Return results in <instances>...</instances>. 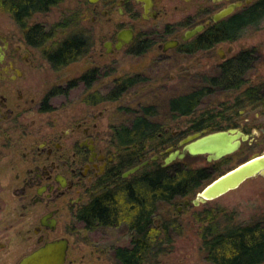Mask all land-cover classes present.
I'll list each match as a JSON object with an SVG mask.
<instances>
[{
  "label": "flooded vegetation",
  "instance_id": "obj_1",
  "mask_svg": "<svg viewBox=\"0 0 264 264\" xmlns=\"http://www.w3.org/2000/svg\"><path fill=\"white\" fill-rule=\"evenodd\" d=\"M87 1L92 24L85 21L88 13L82 11L81 29L76 31L88 40L94 37L95 43L89 41L82 54L62 64H54L46 54L49 48L44 47L48 41H57L56 45L63 40L53 38L49 21L44 20L52 19L49 11L54 4L25 15L22 21L12 16L17 28L0 30V264H19L24 256L56 240L66 244L61 264H90L85 254L79 255L80 248L88 245L100 248L103 264H124L119 251L133 249L137 230L124 218L90 221L87 209L123 180L152 172L153 162L172 149V142L177 141V148H182V141L195 133L231 128L247 135L235 151L219 159L207 161L205 155L201 156L209 162L204 168L209 174L217 173L216 177L249 159H261V170L237 187L257 179L252 188L264 217V0ZM45 14L47 17L42 18ZM34 26L38 28L33 30ZM251 29L259 39L251 40ZM89 46L96 55L92 66L76 77L64 75L61 70L83 56ZM122 53L132 58L133 74L112 77L105 95L102 70L107 63L100 60ZM154 63L158 75L162 66L170 64L178 77H199L188 93L170 97V114L175 113L171 110L172 98L198 94L191 111L175 113L177 116L193 114L207 94L212 102L209 111L194 119L196 123L188 134H169L168 128L162 129L157 123L156 136L150 134L142 142L156 139L168 144L167 148L143 158V143L141 156L137 149L121 143V129L131 127L137 114L129 124L109 127L105 124L104 103L106 99H117L129 88L137 92L140 82L150 84L145 71L151 72ZM48 65L58 72L48 74L50 80L45 78ZM152 108L149 104L141 111ZM235 153L244 156L232 162ZM181 159L167 165L158 163L160 167L179 164L185 169ZM228 164L221 173L222 166ZM137 165L136 170L124 175ZM212 199L183 202L198 205ZM155 215L153 211L148 214L150 229L155 222L167 223L168 237L176 219L155 221ZM251 225H258L264 239V226L259 221L239 225L233 218L221 222L215 232L205 227L201 236L205 243L206 238L225 229ZM96 229H102L100 238H86ZM112 230L122 232V237H110ZM143 254L140 264H153L152 244ZM209 260L210 264H220ZM246 264H264V255Z\"/></svg>",
  "mask_w": 264,
  "mask_h": 264
},
{
  "label": "rangeland",
  "instance_id": "obj_2",
  "mask_svg": "<svg viewBox=\"0 0 264 264\" xmlns=\"http://www.w3.org/2000/svg\"><path fill=\"white\" fill-rule=\"evenodd\" d=\"M2 2L3 0H0V30L16 29L17 25L15 24L12 14L7 12L5 8H2ZM88 4L87 0H58L49 11L51 12L49 14H52V19L49 20L46 18L48 14L43 15L42 18H46L44 20L49 21L47 24L55 40L64 39L69 34L81 29L82 11L88 13L87 17H85V21L89 25L92 24L90 18L91 14L87 9ZM252 31L251 29L249 32L251 38H253L251 40L259 39L260 36L258 34H251ZM89 41L94 44V37L89 38V40L87 39V43ZM56 42L57 41H48L44 44V47L50 48L55 45ZM91 46H89L90 50L88 49L83 56L61 70V72H63L64 75L67 74L70 77H76L91 67L93 64L92 58L96 57ZM116 57L110 58L107 56L100 60L102 62L104 60L105 63H107L106 66L104 65V70H102L103 73L105 72V75L102 77L106 87L104 90L105 95L110 90L109 81L112 77L118 74H133L131 72L134 69L132 58L124 53ZM170 66V64L162 66L160 70L161 75H158L155 71L156 64L154 63L151 72L145 71V73L149 75L146 79L151 81L150 84L140 82L139 85L136 86L137 92L135 88H129L115 100L106 99L104 103L106 126L109 125L110 127L111 125V127H114L123 123L129 124L135 114H140L142 112L141 107L152 104V111L147 116L149 119L158 123L162 129L168 128L169 134L172 131L190 133L192 125L196 123L194 119L201 116L203 112L209 111L212 102L211 95L207 94L203 97L200 102V107L191 115L177 116L175 113L170 114L168 105L170 97L179 95L183 92L188 93L189 90L193 89L199 82V77H193L191 74L185 77H178ZM45 73L47 75L45 78L50 80L48 76H53L58 72H56L52 66L48 65V70H45ZM172 74L175 76L172 77ZM202 79L201 82L204 84V77H202ZM162 144L156 139L152 142H145V154L143 158L145 156H154L166 149L168 144ZM171 144H173L172 149L178 147L177 141ZM237 154L238 153H235L233 155L232 162L244 156ZM163 158L164 154L158 159V162L162 163ZM181 163L190 167L209 166L207 164L209 162H206L201 155L183 158L181 159ZM229 166V164L223 165L220 169L222 170L221 173ZM216 174L215 172L209 174V179L207 178L204 180L202 185L191 195L170 203L164 200L157 203L154 220L173 218L176 219V226L170 228V234L168 235L170 240L162 243L160 249L153 255V264H210L209 254L208 251L204 249V239L201 234L204 232L203 230L205 227L209 228L211 232L219 230L221 222L227 221L230 218H233V222L239 225L259 221V223L264 226V217L261 215V207L259 206L257 192L256 190L253 191L252 188L256 185L257 179L248 180L239 187L204 203L198 205H194L192 202L187 205L184 204V200H193L197 192L201 190V187L214 179L217 176ZM80 227H82V224ZM123 227L122 225V229L120 230L122 232L124 231ZM100 230L102 229H96L95 232L86 234V238L87 235L100 238ZM120 231L112 230L110 232V237H116L118 235L122 237L123 233H120ZM75 238L81 239L82 237L75 236ZM125 241L126 240L122 239V242ZM79 251V255L85 254V257H88L87 261H89L90 264L105 263L103 259L104 255L100 248L88 245L85 247L83 246V249L81 247Z\"/></svg>",
  "mask_w": 264,
  "mask_h": 264
},
{
  "label": "trees",
  "instance_id": "obj_3",
  "mask_svg": "<svg viewBox=\"0 0 264 264\" xmlns=\"http://www.w3.org/2000/svg\"><path fill=\"white\" fill-rule=\"evenodd\" d=\"M57 1L3 0L1 4L2 8L8 9L16 20L22 21L25 15L36 10L48 9ZM35 28L38 26H34L33 30ZM42 36L45 37V33ZM86 44V35L75 31L53 48H49L46 54L54 64L59 65L82 54ZM197 101L198 94L195 93L172 98L171 110L175 113L189 112ZM151 111V109H143L140 114L135 115L131 127H123L120 131L121 143L126 148L137 149L139 156H141L143 139L150 134L156 136L157 123L148 121L146 117ZM207 178L209 179V173L204 167L192 168L186 165L184 169L179 164L160 167L159 163L154 161L152 172L144 173L131 180H123L120 186H116L105 193L99 201L90 205L87 214L90 221L106 222L117 218L126 219L137 231L132 241L133 249H121L119 257L124 264H140L144 255L143 251L148 245H153L154 255L162 243L170 240L167 237V223L155 224L151 230L148 214L151 211L156 214L157 203L161 200L171 202L193 194ZM205 240L204 246L207 248L209 258L220 264L252 263L264 255V239L258 225L225 229Z\"/></svg>",
  "mask_w": 264,
  "mask_h": 264
},
{
  "label": "water",
  "instance_id": "obj_4",
  "mask_svg": "<svg viewBox=\"0 0 264 264\" xmlns=\"http://www.w3.org/2000/svg\"><path fill=\"white\" fill-rule=\"evenodd\" d=\"M225 12L223 11L222 14ZM246 138L247 135L240 130L231 128L228 130L210 131L204 134L195 133L182 141V148H169L163 158L162 165H167L177 158L181 159L186 154L192 156L205 155L207 161L216 160L235 151L239 147L241 140ZM144 163L145 161L142 164ZM262 166L261 159L255 157L224 172L199 191L197 197L193 199L194 203L215 198L227 190L237 187L242 181L259 172ZM138 167L139 165L134 166L124 172V175L136 170ZM65 249V242L56 240L24 256L19 264H61L65 258Z\"/></svg>",
  "mask_w": 264,
  "mask_h": 264
}]
</instances>
